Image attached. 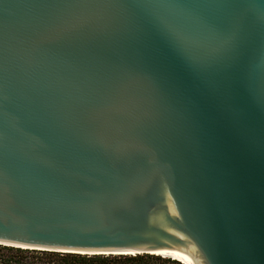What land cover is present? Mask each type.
Returning a JSON list of instances; mask_svg holds the SVG:
<instances>
[{
  "label": "water",
  "instance_id": "obj_1",
  "mask_svg": "<svg viewBox=\"0 0 264 264\" xmlns=\"http://www.w3.org/2000/svg\"><path fill=\"white\" fill-rule=\"evenodd\" d=\"M121 2L0 0V245L264 264V7L194 74ZM155 11L212 45L240 16Z\"/></svg>",
  "mask_w": 264,
  "mask_h": 264
},
{
  "label": "snow or ice",
  "instance_id": "obj_2",
  "mask_svg": "<svg viewBox=\"0 0 264 264\" xmlns=\"http://www.w3.org/2000/svg\"><path fill=\"white\" fill-rule=\"evenodd\" d=\"M121 4L135 10V14L143 21L147 30L161 38L169 50L194 74L200 73L205 68H210L219 63L224 54L238 46L236 33L244 26L254 27L257 24L254 12L257 8L264 7L257 0H122ZM171 9L182 15H193L198 11L208 10H237L239 20L227 25L219 18H207L212 31L219 39L214 45L202 40L198 35L187 31L181 25L172 23L160 16L155 10ZM201 19H205L201 17ZM259 44L264 46V37L259 39ZM246 96L250 98L251 85L248 80L239 81ZM261 90L262 109H264V80L259 81ZM2 239L13 238L0 236ZM25 243L26 241H19ZM130 247L125 243L96 242L79 246H62L55 250L79 255H127L128 252H109L103 249ZM89 249H100L93 251ZM134 254V253H131Z\"/></svg>",
  "mask_w": 264,
  "mask_h": 264
},
{
  "label": "trees",
  "instance_id": "obj_3",
  "mask_svg": "<svg viewBox=\"0 0 264 264\" xmlns=\"http://www.w3.org/2000/svg\"><path fill=\"white\" fill-rule=\"evenodd\" d=\"M0 249L14 252L15 260L5 264H182L171 258L150 254L135 255H79L73 253L19 249L0 245ZM12 257V258H13Z\"/></svg>",
  "mask_w": 264,
  "mask_h": 264
},
{
  "label": "rangeland",
  "instance_id": "obj_4",
  "mask_svg": "<svg viewBox=\"0 0 264 264\" xmlns=\"http://www.w3.org/2000/svg\"><path fill=\"white\" fill-rule=\"evenodd\" d=\"M13 256H14L13 251L0 249V264H5V260L8 258L15 260V257H13ZM12 264H14V263H12Z\"/></svg>",
  "mask_w": 264,
  "mask_h": 264
},
{
  "label": "bare ground",
  "instance_id": "obj_5",
  "mask_svg": "<svg viewBox=\"0 0 264 264\" xmlns=\"http://www.w3.org/2000/svg\"><path fill=\"white\" fill-rule=\"evenodd\" d=\"M7 247H9V246H7ZM67 253V252H66ZM127 255H135V254H127ZM157 255H159V254H157ZM159 256H162V255H159ZM162 257H164V256H162ZM167 258V257H166ZM181 263V262H180ZM183 264V263H182Z\"/></svg>",
  "mask_w": 264,
  "mask_h": 264
}]
</instances>
